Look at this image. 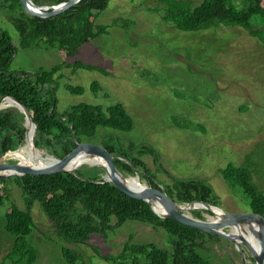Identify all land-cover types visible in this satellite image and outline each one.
I'll use <instances>...</instances> for the list:
<instances>
[{
  "label": "rangeland",
  "instance_id": "1",
  "mask_svg": "<svg viewBox=\"0 0 264 264\" xmlns=\"http://www.w3.org/2000/svg\"><path fill=\"white\" fill-rule=\"evenodd\" d=\"M156 8L158 0H110L97 18V24L109 26L107 34L85 43L72 58L57 47L42 44L22 49L8 12L0 8V28L16 48L9 69L31 73L49 70L64 61L101 68L107 75L63 68L62 77L55 80L57 111L63 113L79 103L107 107L119 102L132 118L133 129L118 132L98 128L95 137L82 143L97 145L109 132L124 145H150L158 154L159 164L175 180H203L219 197L218 207L224 213L250 215L240 189L227 184L219 171L228 163L238 165L248 159L253 180L264 193V40L250 37L240 27L179 31L164 22L160 8L154 11ZM116 18L133 24L128 23L127 28L120 23L113 26ZM252 22L264 32V21L253 18ZM93 82L99 91L90 89ZM67 86L80 87L82 93L71 94ZM143 160L160 187L172 185L162 171H155L151 156ZM91 167L103 169L86 164L80 168ZM139 180L150 187L146 179ZM5 185L10 196L0 204V262L14 241L4 228L5 212L10 206L25 209L20 188L8 179ZM193 211H199L203 218L210 215L205 209H193L192 217ZM30 212L36 227L26 240L36 250L34 264H69L60 245L44 238L42 233L52 229L38 202ZM130 237L135 243L153 242L169 249L161 229L139 221H126L105 234H93L86 244L65 246L79 254L73 264H108L103 256L119 253ZM239 249L241 253L220 236L217 241H209L200 253L213 264H255L244 244Z\"/></svg>",
  "mask_w": 264,
  "mask_h": 264
},
{
  "label": "trees",
  "instance_id": "2",
  "mask_svg": "<svg viewBox=\"0 0 264 264\" xmlns=\"http://www.w3.org/2000/svg\"><path fill=\"white\" fill-rule=\"evenodd\" d=\"M37 5H55L67 0H32ZM110 0H80L65 11L48 18L27 14L19 0H0V8L6 10L8 19L16 29L20 47L29 49L57 47L67 58L74 57L79 49L99 35L107 34L106 25L97 24L98 16L106 9ZM161 19L173 28L184 32H197L218 27H240L250 37L264 40V32L253 25L264 21V0H158ZM127 28L133 21L116 18L112 25ZM16 52L8 35L0 28V98L11 96L30 112L36 124L34 144L45 149L58 159L71 155L85 139L96 136L98 128L118 132L133 129V120L123 104L117 102L107 107L89 103L73 105L69 110L57 111L55 80L61 78L63 68L107 72L94 65L80 61L61 62L49 70L36 72L10 71L9 64ZM71 94L82 93L80 87L67 86ZM93 92L99 86L93 82ZM23 114L14 107L0 110V157L15 150L24 142L25 126ZM102 147L113 156L119 171L134 175L157 191L180 204L201 201L220 206L219 197L203 180H175L159 164L156 150L146 144L124 145L111 133L100 137ZM151 156L155 171H162L172 180L171 186H159L155 176L143 160ZM121 157V158H120ZM125 159V160H124ZM19 162V161H17ZM24 164L23 162H19ZM26 165V164H24ZM34 166V165H31ZM157 166V167H156ZM251 162L228 163L219 171L221 178L232 188H239L249 211L260 219L264 229V193L253 180ZM104 169L79 168L74 172L39 173L27 172L21 176L0 178V204L10 196L5 181L12 180L21 190L25 209L10 206L5 212V231L13 238V244L0 264H34L36 250L26 236L36 227L31 208L38 202L51 231L42 233L44 238L58 243L63 259L73 264L79 254L66 244H86L91 235L105 234L107 230L120 227L126 221H139L152 228L161 229L167 238L169 249L153 242L135 243L131 237L119 253L107 254L103 259L108 264H213L203 257L209 241H217L219 235L185 226L167 218L157 216L144 200L134 198L115 184L105 182ZM208 212V211H207ZM202 219L199 211H193ZM81 264H85L82 262Z\"/></svg>",
  "mask_w": 264,
  "mask_h": 264
},
{
  "label": "water",
  "instance_id": "3",
  "mask_svg": "<svg viewBox=\"0 0 264 264\" xmlns=\"http://www.w3.org/2000/svg\"><path fill=\"white\" fill-rule=\"evenodd\" d=\"M19 1L27 14L42 18H48L65 11L67 8L78 3L80 0H67L55 5H37L32 0ZM28 6L32 7V9H29ZM4 100H11L14 103L13 106L18 108L20 113H22L24 116V141H26L27 139L28 128L32 127L31 144L33 147L37 148L34 144L36 124L33 122L30 112L26 109L25 106H23L20 102H18L11 96H3L0 98V110L6 108L1 106V103ZM17 150L18 149L7 151L0 157V178L21 176L30 171L39 173H72L83 165L81 162H79L78 165L69 168V164L74 161L76 157L85 155V157L88 158H97L100 160V163L98 165L103 167L105 175H107V177L102 176L105 182H111L128 195L137 199L144 200L150 205L151 209L157 216L173 220L185 226L195 228L204 232L219 235L234 244V246L238 248L239 253H241L239 245L244 244L250 251L251 257L254 260L255 264H264V229L260 223V219L254 214H252L251 212L250 215H243L239 213L226 214L218 206L210 205L201 201H193L191 203H188L187 205H202L210 215L202 219L188 216L185 213L186 210L179 206L180 203L171 200L164 191H157L151 187H148L143 192H137L129 187L125 182V174L118 170L113 162V156L110 155L107 150L102 147L101 142L97 145H86L84 143H79L78 149L71 155L63 159L55 158L54 156L47 153L50 158L55 161V163L46 166L24 165L19 162H15L13 164L1 163V160L6 156L7 153L16 152ZM86 165L89 164L86 163ZM89 166H97V163L90 164ZM134 175L137 177V179H139V174L137 171H134ZM152 202H159L163 206V208H165L166 213L164 215H160L154 209ZM213 209H216L218 212ZM248 226L258 237L260 246L258 250H255L253 247H251L247 239L240 233V231L244 232L245 228ZM255 226L257 227L256 229Z\"/></svg>",
  "mask_w": 264,
  "mask_h": 264
},
{
  "label": "bare ground",
  "instance_id": "4",
  "mask_svg": "<svg viewBox=\"0 0 264 264\" xmlns=\"http://www.w3.org/2000/svg\"><path fill=\"white\" fill-rule=\"evenodd\" d=\"M28 7L29 9H32V7L30 6ZM13 105L14 103L11 100H4L1 103V106L3 107H14ZM16 109L18 110V108ZM31 139H32V127H29L26 141H24L23 144L17 148L18 150L16 152L7 153L6 156L1 161L13 160V161L23 162L26 165H34V166H46L55 163V161H53L50 158V156L45 153L44 150L33 147L31 144ZM79 162H81L83 165L86 163H88L89 165L97 163L98 165L100 163V160L97 158H93V157L88 158L85 157V155H80L79 157H76L75 160L69 164V168L78 165ZM105 177H107V175H105ZM125 178H126L125 180L126 184L137 192H143L148 188V186L144 183H141L140 182L141 180L137 179L135 175H128L125 176ZM152 205L160 215H164L166 213L165 208H163V206L159 202H152ZM179 206L186 210L185 213L188 216H191V214L189 213L190 210L205 209V207H203L202 205L189 206L187 204H179ZM213 210L217 211L216 209ZM246 228H249L251 232L254 234L253 230L249 226ZM246 228L244 232L240 231V233L247 239L251 247H253L255 250H258L260 248L258 237L255 234L252 235L250 232L246 230ZM256 228L257 227L255 226V229Z\"/></svg>",
  "mask_w": 264,
  "mask_h": 264
}]
</instances>
